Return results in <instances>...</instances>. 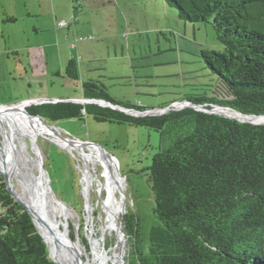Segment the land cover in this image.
Here are the masks:
<instances>
[{"label": "rangeland", "instance_id": "374dc122", "mask_svg": "<svg viewBox=\"0 0 264 264\" xmlns=\"http://www.w3.org/2000/svg\"><path fill=\"white\" fill-rule=\"evenodd\" d=\"M109 1L98 9L89 0L81 4L75 32L70 33L74 35L71 51L65 36L57 44L53 33H37L41 20L28 18L24 0H0V105L32 100L74 102L82 99V83L88 80L102 84L115 102L148 110L170 106L177 111L188 106L187 98L211 96L215 79L200 53L218 51L221 45L210 22L186 24L177 19L174 9L163 11L151 0ZM57 7L73 21L70 5ZM57 26L67 34V26L61 22ZM72 57L77 63L76 81L65 76ZM19 118L23 128L20 151L32 162L36 178L44 185L49 180L57 200L70 210L69 233L88 253L90 264H116L111 255L122 254L115 227L118 214H123L117 224L121 234L126 220L134 216L143 248L146 234L156 223L147 168L161 146L160 134L144 127L96 122L86 115L82 121L63 120L54 125ZM260 119L255 123L264 124ZM6 168L0 160L10 189L26 207L18 182L5 174ZM125 234L121 264L124 259L130 264L136 246L133 236ZM49 244V258L63 264L61 248Z\"/></svg>", "mask_w": 264, "mask_h": 264}, {"label": "trees", "instance_id": "16d2710c", "mask_svg": "<svg viewBox=\"0 0 264 264\" xmlns=\"http://www.w3.org/2000/svg\"><path fill=\"white\" fill-rule=\"evenodd\" d=\"M160 1L186 24L210 22L221 45L218 51L200 53L215 79L211 96L185 102L206 109L228 107L264 119V0ZM65 76L78 80L74 60L67 63ZM82 87L84 100L148 111L115 102L97 81L88 80ZM31 106L28 111L41 116L46 124L82 121L86 115L96 122L144 127L160 134L161 146L147 168L156 223L146 234L143 248L139 225L135 230L133 223L136 250L130 264H264V124L241 123L191 107L132 117L95 103ZM25 107L18 109L24 115ZM122 215L115 218L117 232ZM125 233L121 240L118 235L121 250ZM82 235L85 243L84 226ZM41 236L44 238L7 190L0 173V264H55L49 258L50 244ZM70 239L75 240V235L70 233ZM124 249L121 255H111L116 264L122 263ZM80 251L90 264L88 253Z\"/></svg>", "mask_w": 264, "mask_h": 264}, {"label": "bare ground", "instance_id": "6f19581e", "mask_svg": "<svg viewBox=\"0 0 264 264\" xmlns=\"http://www.w3.org/2000/svg\"><path fill=\"white\" fill-rule=\"evenodd\" d=\"M39 102L40 101L35 100L29 102V105H38ZM24 104L25 102L18 104L16 108L0 107V160L7 166L5 169V174L18 182L20 188L19 193H21L23 199L25 200L26 207L32 214L38 231L43 234L47 241L52 244H56L61 248V252L63 254L62 263L88 264V262L81 255L78 241L70 239V210L66 205L62 204L51 194L48 181L47 184L44 185L42 181L36 178L34 172L32 171V162L29 161V159H27L20 151L23 128L19 114L21 117L32 121L39 119L44 122V120L40 117L22 114L18 109ZM26 109L27 108L25 107L24 111ZM160 112L163 113L164 111ZM228 112H230L229 116L231 117L237 116V118H235L237 120L243 119L252 123L262 120L256 118H246L231 111ZM223 115L229 117L227 114ZM261 122H264V120ZM40 171L41 169L39 168V174ZM42 171L44 174H46L43 169ZM0 172L2 173L1 170ZM118 235L121 240L122 236L120 230H118ZM122 247L123 250V243ZM53 261L57 264H60L54 259Z\"/></svg>", "mask_w": 264, "mask_h": 264}, {"label": "crops", "instance_id": "0c3cea01", "mask_svg": "<svg viewBox=\"0 0 264 264\" xmlns=\"http://www.w3.org/2000/svg\"><path fill=\"white\" fill-rule=\"evenodd\" d=\"M91 2V5H95V7H105V2H108L109 0H89ZM152 3H156L159 5V8L163 11H165L166 7L160 0H151ZM110 2V1H109ZM63 4L64 7H67V5L71 6L72 9V20L71 21L67 16V11L65 13L61 14V8L57 7L59 4ZM86 0H24V4L26 8L28 9V18H38L41 20V29L38 34H47V33H53L54 39L56 40L57 44H60L63 42V38L65 36L66 42H68L70 46V50H73V41L70 33L75 32V28L78 24V14H80L81 11V4H85ZM155 4V5H156ZM67 10V9H65ZM61 16H63L61 18ZM10 22H15V19H10ZM61 22L62 26H67V34L64 33V27L58 28V23ZM66 22V23H64ZM74 22V25L71 23ZM76 25V26H75ZM36 33V34H37ZM73 60V57L70 59ZM75 61V60H74ZM82 61V59L80 60ZM98 60H93L90 62H94ZM76 62V61H75ZM77 65V63H76ZM84 83V82H83Z\"/></svg>", "mask_w": 264, "mask_h": 264}, {"label": "water", "instance_id": "95a60500", "mask_svg": "<svg viewBox=\"0 0 264 264\" xmlns=\"http://www.w3.org/2000/svg\"><path fill=\"white\" fill-rule=\"evenodd\" d=\"M24 102H28V101H22V102H18V103H14V104H7V105H0L1 108H5V107H9V108H16L18 104H22ZM58 102H70V101H67V100H55V101H49V100H42L41 104H45V103H58ZM74 103H79V104H89V103H95L101 107H108V108H111L113 110H117L119 112H122L128 116H132V117H143V116H158V114L156 113H153V112H156V111H164L163 113H161L160 115L162 114H165L167 113L169 110H171V107L168 106V107H165V108H161V109H158V110H148V111H145V112H141V111H137L135 109H126V108H123V107H120L119 105H113L111 103H107V102H104V101H90V100H84V99H80V100H75ZM188 106L187 107H191L197 111H204L205 113H208V114H214V115H218V116H221V117H224V118H227V119H231V120H235V121H238V122H241V123H248V124H252V125H258L259 123H252V122H249V121H239L237 119H233V118H230V117H226L220 113H217L215 112L216 109H222V110H227V111H231L235 114H238V115H241L243 117H246V118H257V117H260V116H249V115H243L239 112H236L228 107H212L211 109H206L205 107H202L201 105L200 106H196V105H192L191 103H187ZM174 110V109H173ZM25 114L26 115H32V116H36V117H41L39 116L38 114L34 113V112H30L28 111V109H26L25 111ZM84 112V111H83ZM262 117V116H261ZM37 138H44L46 140H49L51 142H54L52 139H49L47 137H43L42 135H38ZM55 143V142H54ZM31 145V143H30ZM42 169L44 170V172L46 173L45 169L43 168L42 166ZM1 173V172H0ZM2 174V173H1ZM3 175V174H2ZM3 177L5 178V176L3 175ZM5 183H6V188L7 190L11 193L12 197L15 199V201H17L21 206H23L25 208V210L28 212V214L30 215V217L32 218V221L34 223V219H33V216L32 214L28 211V209L14 196L12 190L9 188L8 186V182L7 180L5 179ZM48 183H49V180H48ZM49 189H50V192L51 194L55 197V195L53 194L52 190H51V187H50V184H49ZM63 204V203H62ZM35 224V223H34ZM36 226V225H35ZM37 228V227H36ZM38 230V229H37ZM42 237V236H41ZM44 240V239H43ZM45 242V241H44ZM46 243V242H45ZM47 245V244H46ZM48 247V246H47ZM54 262V261H53ZM55 263V262H54ZM57 264V263H55Z\"/></svg>", "mask_w": 264, "mask_h": 264}, {"label": "flooded vegetation", "instance_id": "af4514ba", "mask_svg": "<svg viewBox=\"0 0 264 264\" xmlns=\"http://www.w3.org/2000/svg\"><path fill=\"white\" fill-rule=\"evenodd\" d=\"M134 221H133V219L132 220L131 219H128V220H126V223H124L125 232L128 233V234H130V235H132L131 234V229L133 227V223H134L135 230H136V228L138 226L137 221L135 219H134Z\"/></svg>", "mask_w": 264, "mask_h": 264}, {"label": "built area", "instance_id": "2783aa9c", "mask_svg": "<svg viewBox=\"0 0 264 264\" xmlns=\"http://www.w3.org/2000/svg\"><path fill=\"white\" fill-rule=\"evenodd\" d=\"M32 101H35V100H32ZM32 101H29V102H32ZM39 104H41V100H40ZM171 109H172V108H171ZM172 110H173V109H172Z\"/></svg>", "mask_w": 264, "mask_h": 264}]
</instances>
